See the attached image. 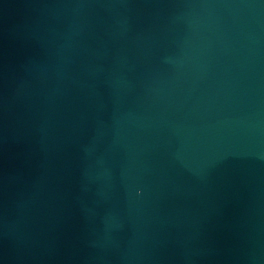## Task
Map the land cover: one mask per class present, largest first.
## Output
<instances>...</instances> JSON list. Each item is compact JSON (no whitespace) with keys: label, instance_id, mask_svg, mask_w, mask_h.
Masks as SVG:
<instances>
[{"label":"water","instance_id":"water-1","mask_svg":"<svg viewBox=\"0 0 264 264\" xmlns=\"http://www.w3.org/2000/svg\"><path fill=\"white\" fill-rule=\"evenodd\" d=\"M0 264H264V0H0Z\"/></svg>","mask_w":264,"mask_h":264}]
</instances>
